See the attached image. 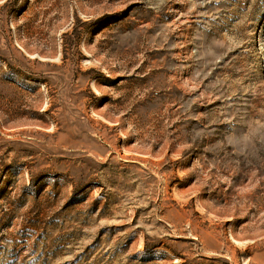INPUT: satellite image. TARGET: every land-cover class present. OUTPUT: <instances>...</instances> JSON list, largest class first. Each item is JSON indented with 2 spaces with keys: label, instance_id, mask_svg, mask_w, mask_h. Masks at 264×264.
<instances>
[{
  "label": "rangeland",
  "instance_id": "1",
  "mask_svg": "<svg viewBox=\"0 0 264 264\" xmlns=\"http://www.w3.org/2000/svg\"><path fill=\"white\" fill-rule=\"evenodd\" d=\"M0 264H264V0H0Z\"/></svg>",
  "mask_w": 264,
  "mask_h": 264
}]
</instances>
